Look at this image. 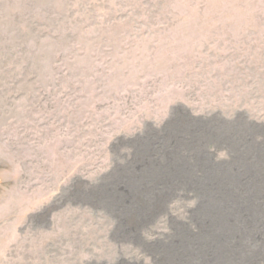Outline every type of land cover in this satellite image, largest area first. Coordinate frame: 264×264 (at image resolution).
Masks as SVG:
<instances>
[{
  "label": "rangeland",
  "instance_id": "1",
  "mask_svg": "<svg viewBox=\"0 0 264 264\" xmlns=\"http://www.w3.org/2000/svg\"><path fill=\"white\" fill-rule=\"evenodd\" d=\"M0 264H264V0H0Z\"/></svg>",
  "mask_w": 264,
  "mask_h": 264
}]
</instances>
